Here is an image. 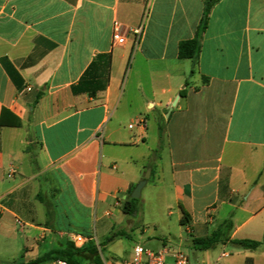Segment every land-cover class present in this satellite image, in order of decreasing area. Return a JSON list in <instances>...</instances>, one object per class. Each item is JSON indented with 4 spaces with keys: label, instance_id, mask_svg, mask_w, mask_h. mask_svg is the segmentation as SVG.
Returning <instances> with one entry per match:
<instances>
[{
    "label": "crops",
    "instance_id": "crops-1",
    "mask_svg": "<svg viewBox=\"0 0 264 264\" xmlns=\"http://www.w3.org/2000/svg\"><path fill=\"white\" fill-rule=\"evenodd\" d=\"M204 10L205 0H0V234L20 218L28 231L92 240L150 168L145 187L168 183L191 232L228 207L244 215L227 214L231 238L263 239L264 0H218L198 61L181 59ZM99 55H111L109 82L98 64L94 88L77 92Z\"/></svg>",
    "mask_w": 264,
    "mask_h": 264
},
{
    "label": "rangeland",
    "instance_id": "rangeland-1",
    "mask_svg": "<svg viewBox=\"0 0 264 264\" xmlns=\"http://www.w3.org/2000/svg\"><path fill=\"white\" fill-rule=\"evenodd\" d=\"M124 203L125 201L122 199V205ZM109 210L112 214L102 219L104 226L99 227L95 238L89 239L86 243L97 248L98 255L104 264L130 261L136 245H141L152 251H158L164 247L181 251L189 256L191 264L215 263L223 252L229 256L221 260L222 264H246L247 260H251L252 264H264L263 247L251 251L232 244H220L209 251L195 250L192 243L194 238L211 235L218 229L222 223L221 220L232 219V213L236 215L234 221L237 223L244 219V215L238 211V208L224 207L220 215L216 216L218 221L211 224L204 235L191 232L186 226L180 224L181 211L174 201L173 190L168 183L155 188L153 178H151L148 186L143 190L139 199L138 211L135 214H126L123 212V208ZM229 212L231 215L227 216ZM4 226L7 233L5 236L0 234V263L3 264L27 263L52 250L70 244L74 245L72 237L69 235L28 231V226L22 231V228L12 218H8ZM81 233L84 237L89 235ZM111 236H114L113 241L103 245L106 239Z\"/></svg>",
    "mask_w": 264,
    "mask_h": 264
},
{
    "label": "trees",
    "instance_id": "trees-1",
    "mask_svg": "<svg viewBox=\"0 0 264 264\" xmlns=\"http://www.w3.org/2000/svg\"><path fill=\"white\" fill-rule=\"evenodd\" d=\"M218 0H205V10L201 22L198 26L197 33L194 39L184 41L180 44L179 56L181 59H189L193 62H197L200 52H201V42L205 31L207 30L209 23V16L211 9ZM112 58L111 55H99L97 60H95L90 68L85 73L83 79L79 83L78 87L75 90L78 91H89L93 89V82L90 80L93 77V71L98 64H101L102 73L106 75V83L110 80V68H111ZM193 73V72H191ZM160 131V140L161 144L159 148L154 152V156H158L162 150V140L164 133V126H159ZM133 191L130 192L129 197L125 201L123 212L126 214H135L138 211L139 199H133L131 197ZM39 198L43 202L47 214L53 212V204L47 202L42 195L39 194ZM183 216L181 219V225H189V214L182 210ZM234 224L231 219L225 220L222 222L218 229L215 230L211 235L206 237L194 238L193 248L197 251H208L215 249L218 245L223 244H232L244 250L255 251L260 247L264 246V237L262 240H251V239H233L231 238L233 232ZM115 236V235H114ZM114 236L108 237L103 245H106L113 241ZM91 243V242H89ZM54 260H65L69 264H104L100 256L98 255L97 248L94 245L86 244L83 248H76L73 244H70L66 247H61L55 250L46 253L42 257H39L28 263L17 262L10 264H47ZM3 264V263H0ZM246 264H252L251 260H247Z\"/></svg>",
    "mask_w": 264,
    "mask_h": 264
},
{
    "label": "built area",
    "instance_id": "built-area-1",
    "mask_svg": "<svg viewBox=\"0 0 264 264\" xmlns=\"http://www.w3.org/2000/svg\"><path fill=\"white\" fill-rule=\"evenodd\" d=\"M123 32L124 27L119 22H114L113 24V42L116 44L121 43L123 41ZM131 32V31H130ZM135 38V44L138 43L141 34H142V27L132 30L131 32ZM142 124V122H139ZM130 128H133V125H130ZM13 171H11L8 177L13 176ZM16 224L21 227L25 228L27 224L20 218H16ZM88 238L84 237L83 235H73L72 241L77 248H82L88 242ZM229 254L223 252L219 258V260L215 263H202V264H222L221 260L223 258L228 257ZM50 264H69L65 260H54ZM116 264H191L189 256L184 254L181 251H174L164 247L158 251H152L144 248L141 245H136L134 247L133 255L130 261H120Z\"/></svg>",
    "mask_w": 264,
    "mask_h": 264
},
{
    "label": "water",
    "instance_id": "water-1",
    "mask_svg": "<svg viewBox=\"0 0 264 264\" xmlns=\"http://www.w3.org/2000/svg\"><path fill=\"white\" fill-rule=\"evenodd\" d=\"M178 99H179V96H178V98L175 100V102L173 103V106L176 105ZM150 177H151V169L149 168V169L147 170V172L145 173L144 179L141 180V181L137 184V186L134 188V190H133V192H132V194H131V197H132L133 199H140V198H141L142 191H143L144 187L146 186L147 181H148V179H149Z\"/></svg>",
    "mask_w": 264,
    "mask_h": 264
}]
</instances>
